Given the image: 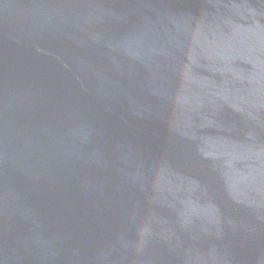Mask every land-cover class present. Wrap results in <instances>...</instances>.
Instances as JSON below:
<instances>
[{"label":"water","instance_id":"95a60500","mask_svg":"<svg viewBox=\"0 0 264 264\" xmlns=\"http://www.w3.org/2000/svg\"><path fill=\"white\" fill-rule=\"evenodd\" d=\"M0 264H264V0H0Z\"/></svg>","mask_w":264,"mask_h":264}]
</instances>
